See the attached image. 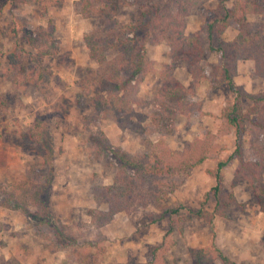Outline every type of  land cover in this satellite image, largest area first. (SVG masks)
Returning a JSON list of instances; mask_svg holds the SVG:
<instances>
[{"label": "rangeland", "instance_id": "374dc122", "mask_svg": "<svg viewBox=\"0 0 264 264\" xmlns=\"http://www.w3.org/2000/svg\"><path fill=\"white\" fill-rule=\"evenodd\" d=\"M78 1L0 0V264H117L110 241L144 237L146 246L133 253L129 264L148 263L154 248L155 264H264V197L259 196L264 166H258L264 158L260 162L250 133L240 139L241 156L221 169L218 196L212 189L216 182L210 170L235 149L236 134L225 113L236 92L208 78L195 84L189 61H173L167 41L147 42L153 69L132 84L138 125L121 127L112 115L97 114L93 97L101 91L99 64L83 38L107 22L99 14H82ZM236 1L188 0L184 33L200 31L220 3L232 7ZM115 8L119 23L135 22L133 5ZM248 21L252 29L264 30L255 14ZM237 32L230 25L224 38L230 41ZM16 49H21L19 66L33 72L20 84L14 80L19 68L10 60ZM40 50L48 54L37 72ZM116 54L113 48L104 50L107 60ZM222 63L219 53L206 50L198 62L206 70ZM254 66L253 60L239 59L233 75L246 114L255 104L251 96L264 95V77L254 73ZM172 77L184 88L174 97L161 95ZM161 102L173 105L174 119V110L169 114ZM37 123L40 140L31 136ZM203 151L207 158L189 171L170 175L166 170L167 162L176 167ZM127 160L160 165L169 175L160 201L146 197L155 177L137 174ZM110 185H120L133 200L124 199L127 208L105 221L111 199L105 187ZM180 205L184 208L173 212ZM189 207L202 212L188 213ZM115 214L119 219L113 225ZM131 216L136 226L128 233ZM129 247L134 251L136 246L131 242Z\"/></svg>", "mask_w": 264, "mask_h": 264}, {"label": "trees", "instance_id": "16d2710c", "mask_svg": "<svg viewBox=\"0 0 264 264\" xmlns=\"http://www.w3.org/2000/svg\"><path fill=\"white\" fill-rule=\"evenodd\" d=\"M104 1L102 7L97 8L96 3ZM119 4L133 5L137 11L135 22L129 24H121L115 19L116 8L113 6ZM121 3L117 0H79L78 9L82 14L91 15L99 14L106 19V25L98 31L86 33L84 35V42L92 57L97 58L99 69V83L101 91L93 97L94 112L106 116L112 115L115 121L121 127L126 125H138L134 120V114L131 106L133 96V85L135 81H139L142 77L153 69L154 63L146 56V43H160L167 41L170 44L172 51L173 61L176 59H185L189 61L188 70L193 76H196L197 84L200 79L208 78L213 83L221 84L226 83L231 91L236 92L235 101L226 109V122L234 129L236 137L235 149L232 155L226 160L218 161L215 170H210L215 178L216 184L212 187L214 194L218 196L221 174L220 171L227 163L234 157L241 156L240 139L246 132L250 133V140L253 147L262 158H264V95H254L251 99L255 102L246 114L243 112L241 105L242 94L236 87L233 81V75L236 73V64L239 59H250L255 62L254 73L264 77V30L252 29L248 16L255 14L261 18L264 25V0H237L232 7H227L224 4H219L215 14L209 18L202 26L200 31L194 34L186 35L184 33L185 18L189 14L188 0H122ZM135 25H131L134 24ZM18 24V22H17ZM230 25H236L238 32L234 39L230 42L223 38L225 30ZM128 28V35L123 37V30ZM143 28V30L141 29ZM16 30V28H15ZM143 31V32H142ZM106 48H113L116 51V56L112 59H106L104 50ZM16 49L10 53V60L13 63V68L18 66V78L14 80L20 84L27 78L32 76V73H26L23 67L19 66V54ZM217 52L220 54L223 63L221 66L213 64L210 69L206 70L198 62L202 59L204 51ZM47 51L40 50L37 53V72L41 70V58ZM39 58V59H38ZM192 62H194L192 64ZM191 64V65H190ZM195 64V65H194ZM15 69V68H14ZM197 71V75H194ZM214 72V73H213ZM219 74V77L214 80V75ZM15 77V76H14ZM168 83L159 92L161 95L174 97L176 96L177 89L184 88L183 85L174 77L168 79ZM171 84H174L172 88ZM161 106L174 110L171 114V119L175 117V108L172 104L161 102ZM256 114L254 118L249 119V126L246 127V120L250 114ZM177 114V113H176ZM31 136L37 140L41 139L40 124L37 123L35 128L31 130ZM170 154H176V151L167 149ZM196 159L186 158L180 161L178 166H174L167 162L165 164L166 170L173 175L176 170L189 171L192 167L207 158L206 152H201L196 155ZM130 165L131 168L138 174L147 175L150 180L155 177L156 183L151 186L146 195L147 199L160 201V194H163V187L169 175H165L163 168L158 165L157 167L149 165L144 166L140 162L125 161V164ZM255 163V162H254ZM257 165V163H255ZM259 168L264 166V161L260 164ZM154 180V181H155ZM169 186H174L173 183ZM111 199L108 201V216L105 221H108L114 212L120 209L125 210L127 206L124 205V199L129 197V193L124 191L120 185H110L105 187ZM259 196L264 197V188L261 189ZM166 193V192H165ZM149 196V197H148ZM220 200H218L217 204ZM264 203V199H261ZM117 205L114 207L113 204ZM144 203V202H143ZM20 206L19 203H16ZM182 208V205L173 209L177 213ZM167 210H164L166 213ZM202 210H194L188 208V213L200 215ZM156 218L152 217V221ZM155 255L151 257L146 264H155L157 252L156 248L153 249ZM226 260L225 257H222Z\"/></svg>", "mask_w": 264, "mask_h": 264}, {"label": "crops", "instance_id": "0c3cea01", "mask_svg": "<svg viewBox=\"0 0 264 264\" xmlns=\"http://www.w3.org/2000/svg\"><path fill=\"white\" fill-rule=\"evenodd\" d=\"M235 36H236V34H235ZM234 37H233V39H234ZM223 38H224V34H223ZM233 39H231L230 41H232ZM225 40L228 41V39H225ZM230 41H228V42H230ZM175 76H176V74H175ZM185 79H187V77H184V79L181 80V81L183 83H185L184 82ZM116 215L117 214H115V216L112 219V223L111 224H113V225L114 224H117V221L119 219V218L116 217ZM127 220L129 221V223H131V227H132V229H128V231H127L128 233H130L133 230V228L136 226V224H135V220H134V217L133 216H131L129 218L127 217ZM126 225L128 226L129 224L127 223ZM120 234H122V233H120ZM116 236L117 235H115V237ZM110 242H111L112 250L115 251V254L112 256V258L114 257V259H115L114 262L117 263V264L118 263L119 264H129V262L131 261V259L134 258V254L133 253L134 252H137L138 250L141 251L142 249H140V247H142V246L145 247L146 246L147 239H145V237H144V238H141L139 240H134V239L131 240L130 239V240H125V241L123 240L122 242L119 241V239H117L116 241H110ZM131 242L134 243L135 246H136L134 248V251H132L130 249V247H129L131 245ZM107 251H108V247H107Z\"/></svg>", "mask_w": 264, "mask_h": 264}]
</instances>
